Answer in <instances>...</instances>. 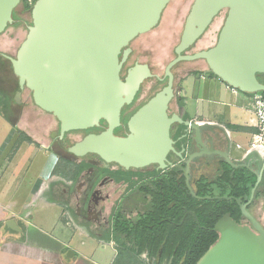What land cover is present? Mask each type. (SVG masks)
Instances as JSON below:
<instances>
[{"label":"water","instance_id":"1","mask_svg":"<svg viewBox=\"0 0 264 264\" xmlns=\"http://www.w3.org/2000/svg\"><path fill=\"white\" fill-rule=\"evenodd\" d=\"M170 1L36 0L31 23L24 21L27 34L16 55L0 51L17 76L15 102L21 104L24 90L29 89L34 104L52 114L62 132L101 127L105 120L109 129L93 135L94 151L126 169L154 163L164 167L171 151L182 159L185 147L178 151L170 135L172 124L183 123L179 113L168 114L175 96L172 69L183 61L205 60L228 85L250 94L264 92L259 77L264 75V0H194L175 47L176 57L165 68L162 79L168 77V84L131 116L124 136L115 135L111 127L121 109L132 102L142 82L154 76L142 64L137 76L121 77L127 46L158 25ZM21 2L0 0V34L21 21L15 17ZM224 9L227 15L215 44L185 53ZM184 123L192 127L193 139L202 141V126L191 120ZM87 147L84 140L75 148L84 152ZM219 152L236 166L229 151ZM263 169L264 162L256 186ZM242 210L253 229L226 214L214 228L219 238L196 264H264V228L244 206ZM7 225L19 229L14 220Z\"/></svg>","mask_w":264,"mask_h":264},{"label":"flooded vegetation","instance_id":"2","mask_svg":"<svg viewBox=\"0 0 264 264\" xmlns=\"http://www.w3.org/2000/svg\"><path fill=\"white\" fill-rule=\"evenodd\" d=\"M193 2L194 0L190 3L186 17ZM226 15L227 9L225 17ZM19 20L21 21L18 22L24 21ZM142 34L127 46L130 51L123 63L121 77L126 80L137 76L138 65L142 64H147L154 76L145 79L132 102L121 109L119 119L111 127L115 135L124 136L128 132L131 116L168 84V77L162 79L166 66L160 72L152 61L141 60L137 44L140 45L138 38ZM175 47L172 59L176 57ZM180 63L172 69L175 96L169 102L168 114L172 116L173 113H179L183 118V123L172 124L170 128V135L176 141L175 148L182 151L185 147L182 159L171 151L164 167L154 163L129 169L118 163L105 161L94 151L93 140V135L109 129L105 120H101V127L65 131L62 135L60 122L55 118L60 132L58 135L52 133V137L56 138L52 141L60 153V165H70L69 172L61 181L58 203H74L71 210L75 222L97 236H111L114 239L115 230H130L132 234L128 247L115 241L116 245L120 250L126 249L146 256L152 264H161V257L166 255L171 256L163 260L162 264L174 259L178 253L177 238L181 240L179 238L184 237L191 244L194 241L203 242L210 234L219 238L220 233L214 229L215 225L228 213L239 224L253 229L252 221L244 214L242 206L264 228V169L262 179L256 186L264 155L260 156L252 151L240 160L230 153L236 166L229 165L219 152L231 151V143L225 130L219 126L202 125L182 113L181 109H173V102L179 95L176 89V68ZM205 71L207 69L202 67L192 70L197 76ZM151 81L155 87L144 90L146 82ZM183 101L184 107V94ZM186 120L196 121L202 126V141L193 139L195 134L191 126L185 125ZM208 135H211L212 141ZM84 140L88 142V147L84 152L77 150L76 145ZM257 203H263L262 218L256 213ZM133 240L144 244V247L140 248ZM151 255L155 258H149Z\"/></svg>","mask_w":264,"mask_h":264},{"label":"crops","instance_id":"3","mask_svg":"<svg viewBox=\"0 0 264 264\" xmlns=\"http://www.w3.org/2000/svg\"><path fill=\"white\" fill-rule=\"evenodd\" d=\"M181 85L182 113L202 125L222 127L234 158L242 160L252 151L263 156L250 149L258 132L254 94L228 85L208 69L200 76L186 74ZM19 105L15 99L14 106L0 104L10 129L0 141V264H129V256L134 258L130 264H152L143 263L144 255L120 250L111 236L100 237L79 227L71 210L74 203H58L61 181L70 165H60V153L52 141L56 139L52 133L60 132L57 122L43 127L36 121L34 130L26 120L16 123L9 115ZM47 132L49 139H41L40 134ZM42 155L46 159L38 169ZM9 220L16 221L19 229L10 228ZM121 253L123 261L118 260Z\"/></svg>","mask_w":264,"mask_h":264},{"label":"rangeland","instance_id":"4","mask_svg":"<svg viewBox=\"0 0 264 264\" xmlns=\"http://www.w3.org/2000/svg\"><path fill=\"white\" fill-rule=\"evenodd\" d=\"M191 1L192 0H171L164 10L161 23L152 30L145 32L138 38V43H140V45L137 44V47L139 49L141 60L152 61L156 65V69L160 72L163 71L166 64L175 56L174 47L180 40L183 24ZM28 2L31 4L33 0H28ZM15 16L16 18L31 23V9L25 10L22 3H20L16 8ZM224 17L225 9L222 10L220 14L215 18L214 22L211 24L203 37L192 48L188 50V53H194L196 51H200L214 45ZM24 21L18 22V24L10 25L3 33L0 34L1 52L8 53L12 56L16 55L17 49L19 48L20 44L25 39L27 34V28L24 24ZM196 67L208 69L205 60L183 61L177 66L176 73L178 76V80L176 83V89L177 92H179L180 96L178 95V98L173 102V109L176 108L182 110V104H184V101L183 91H181V83L183 81V77L186 74L191 73L192 70ZM152 86V81L146 82L144 90L148 91V89ZM17 87V76L13 72L10 62L0 56V104L7 105V103H11V105L14 106V97ZM157 87H160V85H157ZM22 101L24 103L22 102V105H19L20 108L17 106V108L15 109V113H12L11 111V115H9L10 119H12L13 121L15 120L16 123H20V120H26V122H29L31 126L35 127L33 128V130L38 129V125L35 124L36 121H39L42 126H48L47 123L55 125L56 119L54 118V116L45 114V112L40 110L41 108L39 109L34 104L31 91L27 88L23 92ZM7 113L10 112H6V114ZM118 119L119 116L116 120ZM8 128L9 122L0 114V141L10 130ZM33 130L32 133L36 134ZM48 133L49 132L40 134L41 139L48 140ZM38 159L42 160L40 165L37 166L39 169L46 159V156L42 155L41 157H38ZM32 167H34V170H37L35 165ZM262 204L263 203H257L256 205V213L260 218L263 217ZM110 253L112 254L113 252ZM123 257L124 253H121L118 260L123 261ZM147 260L148 258L144 256L143 263H146Z\"/></svg>","mask_w":264,"mask_h":264},{"label":"trees","instance_id":"5","mask_svg":"<svg viewBox=\"0 0 264 264\" xmlns=\"http://www.w3.org/2000/svg\"><path fill=\"white\" fill-rule=\"evenodd\" d=\"M36 0H33V2L30 4L28 0H22V4L24 5V9H32V6ZM16 17V16H15ZM18 24V22L16 23ZM208 72L214 76V73H212L209 69ZM262 76V77H261ZM261 80L264 81L263 75H259ZM260 94L264 95V92H260ZM120 227V226H119ZM132 232L130 230H123L120 229V231L115 230L114 240L119 243L120 245H123L125 247H128L129 238L131 236ZM181 240H178L177 238V245H178V253L174 256V259L172 261L167 262L166 264H196L198 260L208 251V249L217 241L218 236L215 234H210L208 237L206 236L205 240L203 242H192L193 244L189 243L184 237L179 238ZM134 243L140 245V248L144 247V244L141 245L140 243L133 240ZM160 242V241H159ZM158 243V242H156ZM171 255H166L161 257V264L162 261L166 258H170ZM149 258L154 259V255H151ZM129 264L131 263L130 260H134L133 256H129ZM147 264V263H146Z\"/></svg>","mask_w":264,"mask_h":264},{"label":"built area","instance_id":"6","mask_svg":"<svg viewBox=\"0 0 264 264\" xmlns=\"http://www.w3.org/2000/svg\"><path fill=\"white\" fill-rule=\"evenodd\" d=\"M254 108L258 119V132L253 137L250 149L258 150L264 155V95L254 94Z\"/></svg>","mask_w":264,"mask_h":264}]
</instances>
